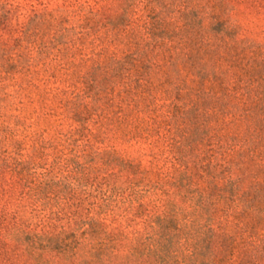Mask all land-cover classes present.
Listing matches in <instances>:
<instances>
[{
	"label": "rangeland",
	"instance_id": "rangeland-1",
	"mask_svg": "<svg viewBox=\"0 0 264 264\" xmlns=\"http://www.w3.org/2000/svg\"><path fill=\"white\" fill-rule=\"evenodd\" d=\"M109 1L28 10L0 42V133L93 196L79 166L141 177L108 220L8 237L35 264H264V0H127L119 25Z\"/></svg>",
	"mask_w": 264,
	"mask_h": 264
},
{
	"label": "trees",
	"instance_id": "trees-1",
	"mask_svg": "<svg viewBox=\"0 0 264 264\" xmlns=\"http://www.w3.org/2000/svg\"><path fill=\"white\" fill-rule=\"evenodd\" d=\"M113 1L117 3V12L115 14L114 10L110 14L109 9L106 10L104 20L119 25L126 20L127 0ZM58 4L59 0H0L5 9L4 22L23 17L22 29L8 28L6 33L0 32V42H15V33L19 31L21 34L26 30L32 19L28 10H42ZM48 143L42 140L37 148L45 159L49 155ZM52 163L40 165L41 171L38 172V166H33L31 161L23 159L17 152H8L4 147V136L0 133V264H35L19 243L8 237L10 230L39 231L52 239L59 238L68 227L99 224L97 217L100 221L108 220L116 215L115 211L121 204L127 203L129 195L133 194L130 185L141 177L138 169L123 159L113 158L107 168L95 172L79 166L82 171L80 184H88L95 179L99 185L98 196H93L84 192L79 184L50 178L57 165L55 161Z\"/></svg>",
	"mask_w": 264,
	"mask_h": 264
}]
</instances>
